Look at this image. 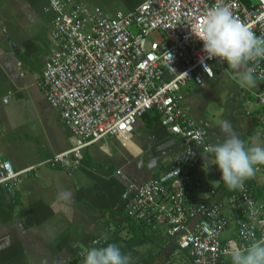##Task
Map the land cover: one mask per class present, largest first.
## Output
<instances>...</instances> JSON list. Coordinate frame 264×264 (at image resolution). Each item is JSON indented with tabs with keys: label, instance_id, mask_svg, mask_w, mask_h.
Instances as JSON below:
<instances>
[{
	"label": "crops",
	"instance_id": "0c3cea01",
	"mask_svg": "<svg viewBox=\"0 0 264 264\" xmlns=\"http://www.w3.org/2000/svg\"><path fill=\"white\" fill-rule=\"evenodd\" d=\"M75 1L114 14L144 0ZM53 18L47 0H0V164L8 160L15 170L34 166L10 189L0 184V264H84L87 250L108 244L118 245L129 264H160L166 258L189 264L164 227L128 217L121 197L129 182L140 185L182 159L180 137L167 131L154 110L139 117L126 137L105 136L84 147L71 172L41 163L74 141L38 85L52 47ZM212 67L213 76L204 77L202 85L189 82L182 88L180 104L206 129L210 143L224 138L221 126L206 118L215 100L246 147H264L256 101L264 84L254 77L255 86H242L226 63L214 61ZM197 170L203 188L189 201L221 203L228 217L221 237H234L236 217L228 196L217 191L222 173L208 151H201ZM242 184L255 199L263 198L264 165Z\"/></svg>",
	"mask_w": 264,
	"mask_h": 264
},
{
	"label": "built area",
	"instance_id": "2783aa9c",
	"mask_svg": "<svg viewBox=\"0 0 264 264\" xmlns=\"http://www.w3.org/2000/svg\"><path fill=\"white\" fill-rule=\"evenodd\" d=\"M47 1L54 13L52 47L38 85L74 141L41 163L71 172L80 165L84 147L105 136L126 137L139 117L154 110L167 131L180 137L182 159L140 185L127 184L121 197L128 217L164 227L189 264H232L237 248L264 240V197L255 199L245 184L227 197L237 224L227 240L221 237L228 223L222 204L189 201L203 188L197 166L211 143L206 129L180 104L183 87L202 85L214 74L217 60L207 59L202 41L192 34L207 12L227 6L238 21L264 36V0H144L114 14L75 0ZM247 67L264 84V59ZM256 101L264 127V87ZM33 168L15 170L3 160L0 184L10 189ZM160 264L175 262L166 258Z\"/></svg>",
	"mask_w": 264,
	"mask_h": 264
},
{
	"label": "clouds",
	"instance_id": "9594fccd",
	"mask_svg": "<svg viewBox=\"0 0 264 264\" xmlns=\"http://www.w3.org/2000/svg\"><path fill=\"white\" fill-rule=\"evenodd\" d=\"M192 34L203 43V53L209 60L224 62L235 70L242 86H255L253 67L249 62L264 59V36H257L238 21L229 7H212ZM244 68V71H240ZM222 141L207 146L208 153L222 173L228 189H236L253 177L257 166L264 165V147L245 146L228 121L222 122ZM232 264H264V240L253 241L231 254ZM84 264H129V257L116 244L87 250Z\"/></svg>",
	"mask_w": 264,
	"mask_h": 264
},
{
	"label": "rangeland",
	"instance_id": "374dc122",
	"mask_svg": "<svg viewBox=\"0 0 264 264\" xmlns=\"http://www.w3.org/2000/svg\"><path fill=\"white\" fill-rule=\"evenodd\" d=\"M218 109L219 107L216 104L215 100H213L211 104L208 106L206 118L212 126H215V125L221 126L222 122L224 121L222 116H220V114L218 113ZM224 236H225V232L222 233V237Z\"/></svg>",
	"mask_w": 264,
	"mask_h": 264
},
{
	"label": "trees",
	"instance_id": "16d2710c",
	"mask_svg": "<svg viewBox=\"0 0 264 264\" xmlns=\"http://www.w3.org/2000/svg\"><path fill=\"white\" fill-rule=\"evenodd\" d=\"M236 190L237 188L232 190L228 189L222 179L217 187V191L220 193V195H225V196H229L231 193L235 192Z\"/></svg>",
	"mask_w": 264,
	"mask_h": 264
},
{
	"label": "water",
	"instance_id": "95a60500",
	"mask_svg": "<svg viewBox=\"0 0 264 264\" xmlns=\"http://www.w3.org/2000/svg\"><path fill=\"white\" fill-rule=\"evenodd\" d=\"M169 169H170V167H167V168L164 170V172H165V171H168Z\"/></svg>",
	"mask_w": 264,
	"mask_h": 264
}]
</instances>
